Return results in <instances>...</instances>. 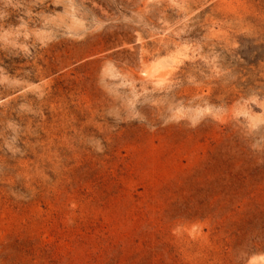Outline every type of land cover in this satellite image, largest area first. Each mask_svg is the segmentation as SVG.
<instances>
[{
    "label": "rangeland",
    "instance_id": "374dc122",
    "mask_svg": "<svg viewBox=\"0 0 264 264\" xmlns=\"http://www.w3.org/2000/svg\"><path fill=\"white\" fill-rule=\"evenodd\" d=\"M0 264H264V0H0Z\"/></svg>",
    "mask_w": 264,
    "mask_h": 264
}]
</instances>
